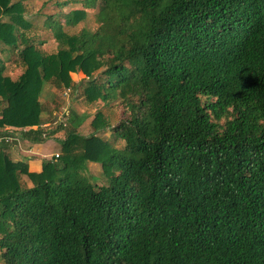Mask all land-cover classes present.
I'll use <instances>...</instances> for the list:
<instances>
[{"label": "trees", "instance_id": "1", "mask_svg": "<svg viewBox=\"0 0 264 264\" xmlns=\"http://www.w3.org/2000/svg\"><path fill=\"white\" fill-rule=\"evenodd\" d=\"M57 3L83 4L64 14L73 26L99 9L97 28L50 17L61 48L44 53L24 0H0V136L37 125L26 134L45 140L51 82L91 105L120 99L126 144L72 131L40 173L2 146L4 264H264V0ZM93 124L111 123L99 110ZM88 161L108 184L77 173Z\"/></svg>", "mask_w": 264, "mask_h": 264}, {"label": "rangeland", "instance_id": "2", "mask_svg": "<svg viewBox=\"0 0 264 264\" xmlns=\"http://www.w3.org/2000/svg\"><path fill=\"white\" fill-rule=\"evenodd\" d=\"M62 0H24L27 8L26 16L33 21L36 28V42L37 47L44 53H55L61 48L59 40L55 37L54 31L47 25V21L50 17L59 19L63 23L64 30L68 33H76L82 28H88L93 30L97 28L96 12L99 9H89L88 17L81 22V24L73 26L65 24L64 14L70 12L76 8H82L81 3H72L67 6H60L57 2ZM2 16L0 11V17ZM5 20L7 17H3ZM1 48V47H0ZM7 60L10 58L5 56ZM6 74L11 75L13 78H17L21 73V67L15 65L12 61H7ZM71 76L76 83H82L83 80L88 79L85 73L81 70L77 72H71ZM70 87H56L51 82L44 84L41 93V102L43 104L42 119L43 124V137L45 141L44 145H52V153H46L42 155L43 166L41 171H31L29 164L22 161L23 165L28 167L29 172L40 173L44 169V163L48 160L59 159L57 154L63 155L62 141L72 132H78L82 135L89 136L92 133L98 134L105 140H108L113 147L124 148L125 140L120 138L113 127L117 126L124 118L125 113L120 99L110 101L109 103L98 102L93 105L89 104L85 96H83L82 86L69 90ZM4 107V103L0 101V115ZM101 110L105 121L111 124H107L104 129L97 130L93 124V121L97 113ZM35 126L28 127H7L10 135L13 136L9 142L3 140L0 141V148L5 146H16L19 151H24V145L20 142L22 139V132L31 129ZM77 151V150H76ZM76 153V152H75ZM40 157V156H39ZM115 172H117L115 170ZM77 173L83 177L88 178L93 183L99 185L108 184L109 176L104 172L102 163L95 161L85 162L82 166L77 168ZM23 182L25 186H33L32 180L28 175L23 176ZM0 264H4L0 257Z\"/></svg>", "mask_w": 264, "mask_h": 264}, {"label": "crops", "instance_id": "3", "mask_svg": "<svg viewBox=\"0 0 264 264\" xmlns=\"http://www.w3.org/2000/svg\"><path fill=\"white\" fill-rule=\"evenodd\" d=\"M46 124H42L41 128L44 129ZM38 127H33L28 130H35ZM22 132L21 143L25 146L24 151H19L16 146H8L7 152L11 155L14 161H22L29 164L31 171H41L43 166V160L41 158L42 155L51 152L52 153V145L47 144L44 145L43 142L39 141L35 134L27 135V131ZM40 156V157H39Z\"/></svg>", "mask_w": 264, "mask_h": 264}, {"label": "built area", "instance_id": "4", "mask_svg": "<svg viewBox=\"0 0 264 264\" xmlns=\"http://www.w3.org/2000/svg\"><path fill=\"white\" fill-rule=\"evenodd\" d=\"M69 90H71V88ZM8 131H13V130H8ZM12 137L13 136H11L10 134H8V135H1L0 136V141L5 140V141L9 142L10 140H12ZM57 156H59V154H57Z\"/></svg>", "mask_w": 264, "mask_h": 264}]
</instances>
